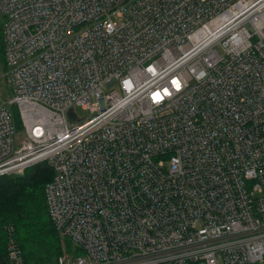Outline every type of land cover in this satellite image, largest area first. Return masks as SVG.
<instances>
[{
    "label": "built area",
    "instance_id": "built-area-1",
    "mask_svg": "<svg viewBox=\"0 0 264 264\" xmlns=\"http://www.w3.org/2000/svg\"><path fill=\"white\" fill-rule=\"evenodd\" d=\"M0 11V176L52 168L49 214L74 249L58 264H264V0ZM7 230L8 263L26 264Z\"/></svg>",
    "mask_w": 264,
    "mask_h": 264
},
{
    "label": "trees",
    "instance_id": "trees-1",
    "mask_svg": "<svg viewBox=\"0 0 264 264\" xmlns=\"http://www.w3.org/2000/svg\"><path fill=\"white\" fill-rule=\"evenodd\" d=\"M5 16L0 12V64L5 65ZM7 82V77L3 80ZM14 124L22 132L18 108L11 104ZM53 177L47 163L28 168L23 174L0 176V264H9L8 226L13 227L26 264H58L64 252L61 232L55 226L47 205L45 187ZM65 245L73 247L65 238Z\"/></svg>",
    "mask_w": 264,
    "mask_h": 264
},
{
    "label": "rangeland",
    "instance_id": "rangeland-1",
    "mask_svg": "<svg viewBox=\"0 0 264 264\" xmlns=\"http://www.w3.org/2000/svg\"><path fill=\"white\" fill-rule=\"evenodd\" d=\"M1 12V11H0ZM3 72H6V70L3 69ZM0 96L3 99H9L12 96L11 91L9 90V88L7 87V85L4 83L2 89H0ZM75 112L78 114L79 117H89L91 115V110L90 109H84L82 106H76L75 107ZM24 138V134L22 132H19L16 135V140H17V146H19L22 142ZM62 235V240H63V246H64V251H69V252H74L73 247L68 248L65 245V236L63 234ZM79 251L76 250V253H78ZM64 253V252H63ZM66 255V254H65Z\"/></svg>",
    "mask_w": 264,
    "mask_h": 264
}]
</instances>
